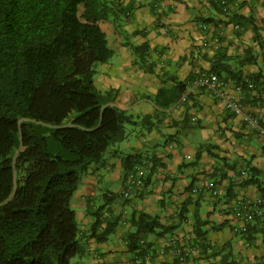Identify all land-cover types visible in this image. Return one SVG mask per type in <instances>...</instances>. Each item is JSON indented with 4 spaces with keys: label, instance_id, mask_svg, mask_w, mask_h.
Here are the masks:
<instances>
[{
    "label": "crops",
    "instance_id": "1",
    "mask_svg": "<svg viewBox=\"0 0 264 264\" xmlns=\"http://www.w3.org/2000/svg\"><path fill=\"white\" fill-rule=\"evenodd\" d=\"M110 1L125 10L116 17L125 44L95 67L93 83L101 92L111 90L112 104L133 122L127 123L126 137L107 150L109 156L102 154L89 165L71 198L82 249L74 264H211L227 252L232 264H259L264 137L211 90L194 86L193 79L218 60L244 81L256 73L264 76L259 67L264 65V0H230L225 11L217 0ZM141 44L145 48L138 57L132 49ZM248 51L251 63H235ZM178 82L184 84L182 91ZM243 107L264 124V105ZM126 155L139 156L148 180L129 198L121 196ZM247 167L256 169L258 184L240 185ZM237 199L260 200L254 211L257 232L250 241L231 230L236 221L231 204ZM96 211L102 223L121 220L102 242L90 235ZM138 213L155 217L159 226L141 233V251L135 253L126 237L134 229L130 217ZM195 219L203 236L195 235ZM172 239L179 246L198 245L200 252L179 263ZM213 249L219 251L214 258L209 256Z\"/></svg>",
    "mask_w": 264,
    "mask_h": 264
},
{
    "label": "trees",
    "instance_id": "2",
    "mask_svg": "<svg viewBox=\"0 0 264 264\" xmlns=\"http://www.w3.org/2000/svg\"><path fill=\"white\" fill-rule=\"evenodd\" d=\"M123 11L110 0H0V264H73L82 250L71 198L89 165L123 140L125 124L133 122L112 104L111 90L101 92L93 83L97 64L125 44L116 20ZM144 48L132 50L140 57ZM252 60L249 51L235 57L239 66ZM218 61L207 72L240 83L242 106L264 105V97L255 98L246 86L252 81L264 90V76L244 81ZM178 85L182 91L184 84ZM137 164L139 156L123 157L126 173ZM247 169L240 185L258 184L256 169ZM147 181L145 175L143 186ZM94 216L90 235L97 242L121 223L119 217L102 223L98 211ZM256 219L253 213L244 230L234 233L254 239ZM130 223L126 245L139 253L141 233L159 224L145 213L132 214ZM194 231L204 235L198 219ZM262 246L264 257V240ZM229 255L211 264H232Z\"/></svg>",
    "mask_w": 264,
    "mask_h": 264
},
{
    "label": "built area",
    "instance_id": "3",
    "mask_svg": "<svg viewBox=\"0 0 264 264\" xmlns=\"http://www.w3.org/2000/svg\"><path fill=\"white\" fill-rule=\"evenodd\" d=\"M135 1L139 2L140 0ZM227 2L228 0H221L223 11L226 8ZM213 40L215 48H217L218 38L215 37ZM262 44L264 48V34L262 36ZM193 84L194 86L211 90L215 98L222 102L234 115L239 116L242 122L245 123L252 132L260 137H264V124L255 116L246 112L242 106L241 99L243 96V90L240 83L224 82L213 72H201L195 75ZM246 86L255 98L264 97V90H257L256 84L252 81H247ZM185 157L188 158V156ZM245 174V171H241V175ZM145 175L144 167L138 164L133 170L128 171L125 178L124 188L121 191V196L123 198H129L137 192V190L141 189ZM192 191L197 193L198 189L193 188ZM259 204V199L254 201L237 199L231 204L232 214L236 219L235 224L232 226L233 231L244 230L245 224L252 220L253 213ZM170 245L172 247V254L179 263H184L189 257L200 252V247L198 245L179 246L174 239L170 241ZM259 264H264V257L259 260Z\"/></svg>",
    "mask_w": 264,
    "mask_h": 264
},
{
    "label": "rangeland",
    "instance_id": "4",
    "mask_svg": "<svg viewBox=\"0 0 264 264\" xmlns=\"http://www.w3.org/2000/svg\"><path fill=\"white\" fill-rule=\"evenodd\" d=\"M97 66H99V64H97ZM259 67L261 68V70H262V72H263V75H264V65L259 64ZM128 127H129V124H125V128H126V130H127ZM132 140H133V138H132ZM115 144H117V143H115ZM113 146H114V145H110V146L108 147L107 150H109L110 148H113ZM107 150L103 153V156H109V155H108V152H109V151H107ZM71 206H72V205H71ZM78 227H80L79 224H78ZM77 258H78V254H77L76 256H74V257L71 258V262L74 264V262L77 260Z\"/></svg>",
    "mask_w": 264,
    "mask_h": 264
}]
</instances>
